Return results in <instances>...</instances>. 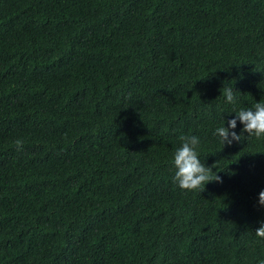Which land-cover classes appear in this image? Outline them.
Segmentation results:
<instances>
[{"label": "trees", "instance_id": "1", "mask_svg": "<svg viewBox=\"0 0 264 264\" xmlns=\"http://www.w3.org/2000/svg\"><path fill=\"white\" fill-rule=\"evenodd\" d=\"M258 102L264 0H0V264H264Z\"/></svg>", "mask_w": 264, "mask_h": 264}, {"label": "clouds", "instance_id": "2", "mask_svg": "<svg viewBox=\"0 0 264 264\" xmlns=\"http://www.w3.org/2000/svg\"><path fill=\"white\" fill-rule=\"evenodd\" d=\"M224 95L227 102H235L231 88H225ZM235 114L234 119L227 121L228 127L223 125L215 129L214 135L218 136L224 145H231L234 141L239 142L243 133L256 138L264 137V103H255L248 109L241 108ZM237 121L243 125L240 135L234 131ZM179 139L182 142L181 146L175 150L173 156V165L176 168L174 182L178 187L181 190L193 191L200 189L202 185L205 187L210 181L222 182L218 175L212 178L210 175L213 172L212 168L201 163L197 151L200 144L199 138L194 135H182ZM15 145L17 150H22L23 141L17 139ZM259 204L264 206V190L259 193ZM255 234L257 237L264 238V221L260 222Z\"/></svg>", "mask_w": 264, "mask_h": 264}]
</instances>
